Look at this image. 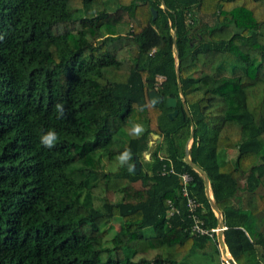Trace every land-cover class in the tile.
<instances>
[{
	"label": "trees",
	"instance_id": "obj_1",
	"mask_svg": "<svg viewBox=\"0 0 264 264\" xmlns=\"http://www.w3.org/2000/svg\"><path fill=\"white\" fill-rule=\"evenodd\" d=\"M263 26L264 0H0V264H179L195 249L219 252L189 232L182 173L203 225H218L184 160L191 124L189 156L208 176L228 251L264 264ZM42 129L57 132L54 148L41 146ZM124 148L139 173L117 170ZM112 219L122 228L107 239Z\"/></svg>",
	"mask_w": 264,
	"mask_h": 264
},
{
	"label": "water",
	"instance_id": "obj_2",
	"mask_svg": "<svg viewBox=\"0 0 264 264\" xmlns=\"http://www.w3.org/2000/svg\"><path fill=\"white\" fill-rule=\"evenodd\" d=\"M162 6L164 7V4ZM151 11L153 14V18H155L156 14H157L156 10L151 8ZM173 38H175V33H173ZM175 69H176V75H177L178 89H179V93L181 94L182 89H181V85H180V77H179V71H178V65L177 64L175 66ZM149 98H150V101L152 102V104L155 106L158 105L159 101L162 100V97L155 90H151L149 92ZM176 103H177L176 99L173 97H168L166 99V106L173 108V110L168 113L169 118H173L177 114ZM183 105H184V108H185L188 116H190V113L188 111V108H187L185 102H183ZM151 136H158V135L151 133ZM192 136H193V124H191L190 139L187 142L186 147H185L184 160L191 168H193L195 171H197L203 177L206 196L208 198V201L211 205L212 210L214 211L215 215L218 218V226L222 227L223 226V216H222L221 211L218 209V207L214 201V198L212 196L208 176L204 170H202L194 162H192V160L190 159V156H189V148H190ZM146 156L148 157V154H146ZM131 164L133 165V167L130 169L132 173L137 174L141 171V164H140V162L136 156H134L133 162ZM260 190H261V187H259L258 190H256V191L258 192ZM217 242H218V248H219L221 257L225 261V263L226 264H237L236 261L234 260V258L232 257V255L230 254V252L228 251L227 246L224 242L223 231L218 232Z\"/></svg>",
	"mask_w": 264,
	"mask_h": 264
},
{
	"label": "rangeland",
	"instance_id": "obj_3",
	"mask_svg": "<svg viewBox=\"0 0 264 264\" xmlns=\"http://www.w3.org/2000/svg\"><path fill=\"white\" fill-rule=\"evenodd\" d=\"M264 27V26H263ZM128 30L127 25H123L121 27L122 32H125ZM159 142H161V138L158 136H151L150 140V146L153 148L156 146ZM148 154V153H147ZM150 155L148 154V157L145 155V158L148 159ZM241 184H243L241 182ZM122 221V220H121ZM119 219H112V221L109 223L108 226H110L108 234L106 236L107 239H110L114 234H116L120 229L122 228V222ZM145 233L147 235H152L153 231L150 228H146ZM110 245V243H109ZM219 250V248H218ZM115 258V255H113ZM225 262L220 254V251L217 252V250L213 247H207L203 250L195 249L193 250L185 259H183L179 264H223Z\"/></svg>",
	"mask_w": 264,
	"mask_h": 264
},
{
	"label": "built area",
	"instance_id": "obj_4",
	"mask_svg": "<svg viewBox=\"0 0 264 264\" xmlns=\"http://www.w3.org/2000/svg\"><path fill=\"white\" fill-rule=\"evenodd\" d=\"M167 170L164 169V172ZM168 173H174V170L171 168ZM191 177L188 173H182L180 174V183L182 185V195L185 197V204L186 208L188 211V216L191 218L192 223L189 226V232L194 235L198 236H208L214 241H217V235L219 231H223L226 227L223 226L219 227L218 225L213 228H207L203 225V221L197 214V210L199 207L198 201L191 197L188 193L187 186L188 183L190 182ZM174 212H178L177 209H175L171 204H170V210L168 212L169 216H171ZM218 243V242H217Z\"/></svg>",
	"mask_w": 264,
	"mask_h": 264
},
{
	"label": "clouds",
	"instance_id": "obj_5",
	"mask_svg": "<svg viewBox=\"0 0 264 264\" xmlns=\"http://www.w3.org/2000/svg\"><path fill=\"white\" fill-rule=\"evenodd\" d=\"M55 110H56L58 119L64 118L65 107L62 102L57 103L55 105ZM130 124H131L132 131L136 136L142 135L144 131V126L142 123L130 122ZM58 139L59 137L57 135V132L54 129H47V130L42 129L41 130V134L39 138V142L41 146L48 148V149L54 148L58 142ZM116 161L118 165L117 170L121 167H128L129 169H131L133 167V165L131 164V161H132L131 150L129 148H124L122 151H119L116 156Z\"/></svg>",
	"mask_w": 264,
	"mask_h": 264
}]
</instances>
